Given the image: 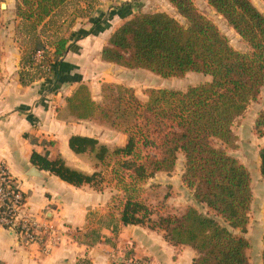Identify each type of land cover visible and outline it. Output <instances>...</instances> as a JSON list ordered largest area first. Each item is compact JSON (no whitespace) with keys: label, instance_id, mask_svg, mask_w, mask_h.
<instances>
[{"label":"trees","instance_id":"obj_1","mask_svg":"<svg viewBox=\"0 0 264 264\" xmlns=\"http://www.w3.org/2000/svg\"><path fill=\"white\" fill-rule=\"evenodd\" d=\"M67 1L16 0V15L29 32H35ZM205 1L248 44L251 54L233 49L192 0H169L185 25L166 13L138 14L112 33L101 50L102 62L165 79L193 72L208 76L210 81L184 92L149 89L144 102L131 88L104 83L101 101L96 103L88 87L81 84L65 100V107L57 110V119L93 122L123 134L125 143L110 146L93 137L71 136L69 150L91 172L69 166L61 156L51 161L47 154L31 155L33 165L72 187H100L107 175L116 184L117 194L112 196L108 212L98 220L99 227L75 238L88 248L101 242L103 228H111L116 237L121 227L147 226L163 232L170 245L193 249L196 258L192 264H249L248 242L213 217L190 207L181 215L152 221L155 210L142 198L143 185L159 173H171L181 153L185 160L183 178L195 202L219 216L232 230L244 232L248 224L249 174L215 143L234 146V121L264 87V16L250 0ZM259 1L264 4V0ZM67 43L64 39L55 42L51 60L55 67L68 50ZM45 47L34 35L22 55L21 85L45 73L42 65L32 66L34 54L45 51ZM50 69L48 64L47 71ZM259 161L264 181V145Z\"/></svg>","mask_w":264,"mask_h":264},{"label":"crops","instance_id":"obj_2","mask_svg":"<svg viewBox=\"0 0 264 264\" xmlns=\"http://www.w3.org/2000/svg\"><path fill=\"white\" fill-rule=\"evenodd\" d=\"M201 1L207 5L205 0ZM5 2L10 19L15 22L0 28V163L19 181L29 213L39 220L44 216L56 232L44 249L34 244L23 246L13 233L0 227V264H122L129 258L141 264H192L196 258L193 249L170 245L161 231L147 226L121 227L116 237L111 228H103L101 242L91 248L75 241L93 228L92 213L102 212L97 222L105 215L108 193L96 187H72L31 163L35 152L47 154L51 161L61 156L69 166L91 172L69 150L71 136L93 137L110 146L125 143L123 134L90 122L60 121L57 110L65 107V100L81 84L88 87L93 101L99 103L102 84L122 85V71H142L102 62V48L112 33L134 16L166 13L174 17L175 8L169 0H68L35 32H24L27 24L17 18L16 0ZM192 2L196 6L195 0ZM55 20L57 27L67 28L68 32L65 29L62 35L56 26L57 31L46 32L49 23L54 24ZM44 32L51 33V38L60 35L58 40H66L69 48L58 66L50 61V70L23 86L21 59L29 46V34L46 45ZM53 46L48 47L51 59ZM30 74L35 73L31 70ZM105 131L111 133L108 141L97 136Z\"/></svg>","mask_w":264,"mask_h":264},{"label":"rangeland","instance_id":"obj_3","mask_svg":"<svg viewBox=\"0 0 264 264\" xmlns=\"http://www.w3.org/2000/svg\"><path fill=\"white\" fill-rule=\"evenodd\" d=\"M250 1L264 16V4L259 0ZM2 3L5 4V8L0 7V28L6 24L10 25L15 22L13 19H10L11 15L8 13V6L5 0H2ZM195 5L197 11L218 28L219 32L224 36L233 49L241 54H251V49L248 44L243 41L212 8L207 5L205 6L201 0H195ZM173 18H175L181 25L186 24L185 20L177 14H175ZM54 22V24L49 23L46 32H48V30L49 32L60 30L62 35L65 33L63 30L66 29L68 32L67 28L60 29L61 27L59 28L56 26L58 20H55ZM55 26L57 27V30ZM71 27L72 25L69 24V28ZM26 31L27 27L24 32ZM46 32H44L45 39L43 40V42L46 43V49L45 51H42L43 60L39 64L43 66L41 69L43 72L47 71V66L52 60L48 47H50L51 44H55L60 38V35L56 36L57 38H51V33L49 35L45 34ZM29 38L30 44L33 35L29 34ZM120 79L122 86L131 88L137 98L143 102L147 99L146 92L149 89H166L184 92L191 87L203 85L210 81L208 76L193 72H189L182 77L165 79L146 71H122ZM263 115L264 87L260 90L256 99L248 103L243 115L234 121L231 127L232 133L236 139L234 146L226 147L218 142L215 143L216 148L224 150L227 155L242 165L249 174L251 203L247 213L248 224L244 232H241L240 230H232L219 216L214 214L208 208L195 202L193 191L188 188L183 178L185 160L181 153L177 155L176 164L171 173H159L143 185L144 191L142 193V198L145 200L146 204L155 210L154 215L150 216V219L158 222L160 217L181 215L187 208L193 207L203 215L213 217L221 225L226 227L234 236L244 238L249 244V248L246 251L248 263L262 264V252L264 250V181L261 179L259 171V152L264 145V123H261V117H263ZM90 123L92 125L95 124L93 122ZM110 134L111 133L105 131L103 135L98 133L97 136L100 135L99 137L101 139L108 141L111 139ZM96 188H102V190H105L109 195V204L103 209L106 214V212H108V207H110L112 196L117 194L116 184L111 182L107 175L106 180L102 185L100 187L97 186ZM99 214L101 215L102 212L91 214V220H94L92 221L93 228L98 226L97 218ZM71 233L73 235L75 234L74 232ZM161 233L164 236V233Z\"/></svg>","mask_w":264,"mask_h":264},{"label":"built area","instance_id":"obj_4","mask_svg":"<svg viewBox=\"0 0 264 264\" xmlns=\"http://www.w3.org/2000/svg\"><path fill=\"white\" fill-rule=\"evenodd\" d=\"M42 60L43 52L39 51L32 58V66H38ZM0 227L13 233L23 246L34 244L44 249L56 232L44 216L39 220L29 213L19 181L3 163H0ZM122 264L141 263L129 258Z\"/></svg>","mask_w":264,"mask_h":264},{"label":"water","instance_id":"obj_5","mask_svg":"<svg viewBox=\"0 0 264 264\" xmlns=\"http://www.w3.org/2000/svg\"><path fill=\"white\" fill-rule=\"evenodd\" d=\"M0 7H1V8H5V4H3V3L0 4Z\"/></svg>","mask_w":264,"mask_h":264}]
</instances>
